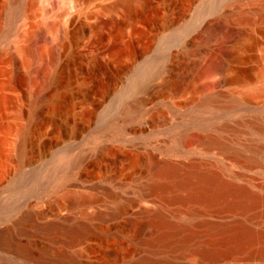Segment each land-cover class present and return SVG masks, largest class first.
<instances>
[{
    "label": "rangeland",
    "instance_id": "1",
    "mask_svg": "<svg viewBox=\"0 0 264 264\" xmlns=\"http://www.w3.org/2000/svg\"><path fill=\"white\" fill-rule=\"evenodd\" d=\"M211 2L0 0V264H264L262 240L200 252L222 227L264 231V201L191 214L174 198L183 170L264 195V0L197 15ZM226 25L240 46L220 49ZM153 220L186 227L149 245Z\"/></svg>",
    "mask_w": 264,
    "mask_h": 264
},
{
    "label": "bare ground",
    "instance_id": "2",
    "mask_svg": "<svg viewBox=\"0 0 264 264\" xmlns=\"http://www.w3.org/2000/svg\"><path fill=\"white\" fill-rule=\"evenodd\" d=\"M222 0H212L210 6H208L203 12H199L197 15H207L210 14L213 10H215V7L218 5V3ZM225 13L221 16L219 19L220 21H225L223 18H226L228 15V12L224 11ZM264 18V12L262 14ZM224 30L222 31V38L220 41V46L222 49L223 45H226L231 37L235 38V41H233L234 46H240L242 44V37H244V33L236 30H233L232 27L229 26H224ZM210 29V23H207V26L205 27V30ZM246 35V34H245ZM176 39V36L174 34H169L165 38V43L170 44ZM234 40V39H233ZM29 46L25 47H20V49L23 51H28ZM218 50V48H216ZM220 52V50H219ZM228 56V55H227ZM231 57V55H230ZM226 59L223 60L221 56L217 55L214 52H210L208 54V57L206 59L207 61V67L210 69H215V68H224L225 71H230L231 75L227 76L222 80L225 83H230L234 80L235 74L239 69L237 67H234L235 65H232L231 63H228L225 61ZM231 60V59H230ZM232 61V60H231ZM238 61V60H237ZM151 65H145L139 70V75L144 76L150 71ZM192 67V66H191ZM206 67L201 66L198 70H194V72H191L192 76H196L200 71ZM241 72V71H239ZM46 78V77H45ZM46 81V80H45ZM174 82H171L173 84ZM198 139V138H197ZM211 142V141H209ZM213 143V142H212ZM215 143V142H214ZM163 164V163H162ZM161 164V165H162ZM154 170L153 171L156 175L158 174H164L168 176H178L179 173H183L179 178L176 180L175 184L177 187L179 186L180 188H186V194L184 195H176L174 198L179 200V201H189L192 203L196 204L195 210H192V213H195L198 211L197 209H200V206H216L218 208L221 207H229V208H238L244 211L245 209L252 207L259 203L260 201H264V195L263 196H258L257 194H253L249 191H247L246 188L242 186H237L233 183L230 182H225L221 180L216 173L214 174L213 172H209V170L205 171H200V172H195L188 174L186 171H180L178 173V169L176 168L175 164L173 166V163H166L163 164L161 167L153 166ZM180 168V167H179ZM198 168V167H196ZM182 170V169H180ZM193 170V169H192ZM191 170V171H192ZM185 172V173H184ZM193 172V171H192ZM172 177V178H173ZM173 182V183H174ZM168 185L166 183H160L157 182L153 185V188L155 189H164ZM233 196V199L230 200L228 197ZM151 237L148 238L147 242L149 245H157L159 243H162L164 240H166L169 235H171L174 232H183V230L186 227V222L184 221H159V220H153L151 222ZM221 230L223 231V234L218 238L210 242L209 247L207 248H201L200 252H202L205 255H208L210 257H216L220 253H231L232 251L243 248L245 246L251 245L254 243V241L257 240H262L264 241V231L259 230L257 232L251 230V228L247 227L244 224H236L234 226H231L229 228L222 227ZM149 235V236H150ZM147 239V238H146ZM192 239V236L190 234H183L180 237L179 243L180 245H183L190 241ZM146 241V240H145ZM261 241V242H262ZM260 242V243H261ZM172 243L167 244L166 246H170ZM163 245V244H159ZM258 250V249H257ZM258 253L264 255V247L258 250ZM57 264H63V263H57Z\"/></svg>",
    "mask_w": 264,
    "mask_h": 264
}]
</instances>
